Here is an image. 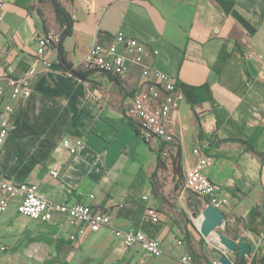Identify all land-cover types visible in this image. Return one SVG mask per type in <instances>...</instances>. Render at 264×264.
Returning <instances> with one entry per match:
<instances>
[{"label":"crops","instance_id":"obj_1","mask_svg":"<svg viewBox=\"0 0 264 264\" xmlns=\"http://www.w3.org/2000/svg\"><path fill=\"white\" fill-rule=\"evenodd\" d=\"M0 1L3 109L8 78L24 76L36 61V37L49 30L61 35L62 27L51 0ZM59 1L74 19L72 34L62 40L65 60L85 76L70 72L58 46L49 52L52 67H39L31 94L13 101L0 179L36 183L49 199L90 204L112 221L72 240L78 227L67 215L33 219L18 211L16 197L0 216V245L7 247L0 264H184L187 252L191 264L220 261L217 235L199 230L207 205L186 187L196 146L212 156L206 173L228 199L219 230L251 243L245 264H264V0ZM118 32L144 42L145 63L179 84L183 99L168 121L178 158L175 152L162 157L164 142L146 140L126 114L144 80L140 64L130 61L120 78L82 66L96 38L108 41ZM64 139L83 145L72 154ZM150 207L159 212L158 222ZM117 228L159 238L163 255L127 248ZM226 255L240 261L238 253L227 249Z\"/></svg>","mask_w":264,"mask_h":264},{"label":"built area","instance_id":"obj_2","mask_svg":"<svg viewBox=\"0 0 264 264\" xmlns=\"http://www.w3.org/2000/svg\"><path fill=\"white\" fill-rule=\"evenodd\" d=\"M3 8L4 3L0 1V19L4 17ZM36 40L38 47L34 65L24 76L8 78L9 100L4 104L3 109H0V160L2 147L10 131L9 117L14 111L13 101L20 96L28 97L31 94V83L40 71L39 67L45 69L52 67L53 62L48 55L53 48L59 45L61 35L49 30L38 35ZM3 51L4 47L0 44V55ZM146 51L147 45L144 42L136 37L118 32L108 41L96 38L85 53L82 66L87 71L106 73L120 78L128 70L130 61L141 65V74L144 80L136 88L126 114L137 123L146 140L157 137L164 142L162 157L166 158L172 152L177 153L176 137L169 128L168 121L172 117L174 108L183 99V94L179 91L180 87L175 77L145 63ZM154 54H158V50H154ZM5 91V88H0V103ZM63 145L70 153L76 154L83 145V140L78 139L73 144L70 139H64ZM193 152L198 154V159L186 171V187L202 197L207 206L213 205L222 209L228 204V199L221 195L220 187L206 173V169L213 163L212 156L202 152L198 146L194 148ZM51 173L58 176L60 171L54 169ZM148 196V193L143 195V199L146 200ZM16 197L19 198L18 211L33 219L49 221L57 213L67 215L69 222L78 227L77 234L70 236L72 240H76L87 229L96 232L109 226L112 221L110 213L95 209L90 204L81 202L68 204L53 201L40 193L38 184L27 181L15 182L8 178L0 179V216ZM90 197H94V195L92 194ZM147 213L154 222L160 220V214L156 208H148ZM115 233L123 240L127 248L138 246L149 257H159L164 253L162 242L157 237H150L134 228L126 230L117 228ZM262 236L264 237V232ZM177 243L183 245L184 241L179 239ZM6 250V246L0 245V253ZM222 251L226 254L227 248L223 246ZM181 262L191 264L194 262L193 256L187 252L181 257ZM214 264L222 263L215 260Z\"/></svg>","mask_w":264,"mask_h":264},{"label":"water","instance_id":"obj_3","mask_svg":"<svg viewBox=\"0 0 264 264\" xmlns=\"http://www.w3.org/2000/svg\"><path fill=\"white\" fill-rule=\"evenodd\" d=\"M72 74L84 77V74H80L75 69H70ZM201 222L199 224V230L204 236H209L212 233L217 235V240L220 244L226 247L229 251L238 253L239 260H243L245 256L251 253V243L241 237L238 241L231 239L219 228L224 224L226 213L213 205H208L201 213ZM222 264H233L230 258L223 254L220 257Z\"/></svg>","mask_w":264,"mask_h":264},{"label":"trees","instance_id":"obj_4","mask_svg":"<svg viewBox=\"0 0 264 264\" xmlns=\"http://www.w3.org/2000/svg\"><path fill=\"white\" fill-rule=\"evenodd\" d=\"M51 1L54 5V9H55L58 21L60 23V26L62 27L61 41L58 45L60 58L64 62L65 66L70 69L72 66L69 63H67L65 60V52L63 49L62 40L66 36L72 34L74 19L71 13L65 9V7L62 5V3L59 0H51ZM176 157L178 158V151L176 153ZM236 264H245V260L243 259L241 261H238Z\"/></svg>","mask_w":264,"mask_h":264}]
</instances>
